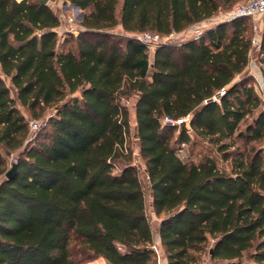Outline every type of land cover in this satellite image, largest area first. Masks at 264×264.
Listing matches in <instances>:
<instances>
[{
    "label": "trees",
    "instance_id": "1",
    "mask_svg": "<svg viewBox=\"0 0 264 264\" xmlns=\"http://www.w3.org/2000/svg\"><path fill=\"white\" fill-rule=\"evenodd\" d=\"M67 1L88 13L61 48L48 3L0 0V264H157V234L165 264H201L203 254L264 264V152L236 148L264 140L247 71L253 21L216 24L152 55L137 39L185 33L239 0ZM222 89L220 104L206 103ZM48 110L31 139L26 112L39 121ZM186 116L190 130L162 125ZM132 120L157 233L132 164ZM194 136L230 170L213 155L184 159Z\"/></svg>",
    "mask_w": 264,
    "mask_h": 264
},
{
    "label": "rangeland",
    "instance_id": "2",
    "mask_svg": "<svg viewBox=\"0 0 264 264\" xmlns=\"http://www.w3.org/2000/svg\"><path fill=\"white\" fill-rule=\"evenodd\" d=\"M245 1H248V0H239L238 2L234 3L230 7L221 8V10L218 12L217 16L224 14L225 12L230 10V8L233 7L234 5H236L237 3H241V2H245ZM47 3L50 5V7L54 11V13L59 17L60 22H61V27L58 29L60 42H61L60 47L61 48L70 47L71 44H68V45L64 44L65 40H67V38H69V34H73L76 36V35H78V33L81 30H83V26L81 25V22L83 20V16L85 14H87L88 11H82L81 9L72 5L67 0H53V1H48ZM248 24H250V23L248 22ZM261 29H262L261 30V36H264V19H263V24H262ZM110 33L123 34V30L121 29V27H118V28H115L114 30L110 31ZM193 37H195L194 34H187L186 33V34H183V36H181L179 39H174L171 42V44H179V43L184 42L186 40L192 39ZM151 55H152V51H151ZM262 74L264 77V72ZM255 83H256V81H255ZM260 98L262 99V103H263L262 110H264V98L261 96H260ZM51 114H52V110H48L46 112V114L41 119H39V122L42 123V126L38 131L30 132L31 139H35L38 136V134H39L38 132H40L42 130L44 124L48 121ZM25 116H26L27 120L35 119L28 112H26ZM134 122L135 121L132 120V130H131V136H130L131 138L129 140V145H130V148L132 151V158H133L132 164L139 171L141 183L143 184L145 192L147 194V206L149 209V214L151 217L153 228H154L155 233H157V227H158V223L160 221V218L156 217L154 215V213H152L151 208H150L151 198L149 197V186H148L147 178L144 174V162L139 155V145H138L136 138L134 137V131H135V128H134L135 123ZM251 122H252V118L250 117L249 119H247V124H250ZM242 128L244 129L245 126H242ZM251 147H254L256 149H261L264 152V140L261 142H256V143L249 144V145H246V142H244V141H238L237 145H236V148L237 149L240 148L239 149L240 151L244 150L245 148L249 149ZM0 150L2 153H4V151L1 148H0ZM216 150L217 149L214 145H212L208 142L202 141L201 139L194 136L192 139V142L186 145V147L184 149V156H182V157L184 159H191L193 162L198 163L205 156L213 155L217 159L220 168L229 171L231 168V163L229 161L228 162L223 161L222 155L218 154V152ZM17 154L18 153H14L13 155L10 156V158H9V156L7 157L8 165H10V162L13 160V158L17 157ZM118 168L122 169V165L119 164ZM244 262L247 264H254L253 262L250 261V259L248 257L245 258ZM83 264H108V263L103 258H95V259L87 261ZM201 264H211L210 257L208 254L202 255Z\"/></svg>",
    "mask_w": 264,
    "mask_h": 264
},
{
    "label": "built area",
    "instance_id": "3",
    "mask_svg": "<svg viewBox=\"0 0 264 264\" xmlns=\"http://www.w3.org/2000/svg\"><path fill=\"white\" fill-rule=\"evenodd\" d=\"M239 18H249L253 21V29H254V37L252 39V45L250 49V61L247 67V71L252 74L256 78V90L258 94L264 98V50L262 49V36H261V28L264 19V0H248L245 2L237 3L233 6L229 11L224 14L218 15L210 20H207L203 23L197 24L190 29H188L185 33L182 34H172L170 36L161 37L159 35H154L150 33H145L137 36V39L146 44L150 51L153 50L160 44L171 43L174 39H179L183 34H194L195 37H198L203 31L208 28L223 22H229ZM254 70H258L257 73ZM226 91L224 89L217 92L211 99L206 101V103H221V99L225 96ZM129 105L130 102H127ZM190 116L182 117V118H171L166 117L162 121V125L166 127H175L178 128L179 132L181 131L182 126H185L188 130H190ZM28 125L30 128V132L38 131L42 123L37 120H28ZM184 147V146H183ZM181 156H184V149H180L179 151ZM16 158L10 162L9 168L16 163ZM155 251L157 253V264H165L164 258L162 256L161 250L155 246Z\"/></svg>",
    "mask_w": 264,
    "mask_h": 264
},
{
    "label": "water",
    "instance_id": "4",
    "mask_svg": "<svg viewBox=\"0 0 264 264\" xmlns=\"http://www.w3.org/2000/svg\"><path fill=\"white\" fill-rule=\"evenodd\" d=\"M18 1H23V0H18ZM43 4H47V2L49 0H40ZM77 7V6H75ZM79 8V7H77ZM134 137L137 138L138 137V133H137V130L135 129V134H134ZM17 175V164L14 163L11 168L6 172L5 174V177L9 180H12L15 178V176Z\"/></svg>",
    "mask_w": 264,
    "mask_h": 264
},
{
    "label": "crops",
    "instance_id": "5",
    "mask_svg": "<svg viewBox=\"0 0 264 264\" xmlns=\"http://www.w3.org/2000/svg\"><path fill=\"white\" fill-rule=\"evenodd\" d=\"M254 72L257 73L258 70H254ZM155 243H156V246L160 249V241H159V236H158V234L156 235V241H155Z\"/></svg>",
    "mask_w": 264,
    "mask_h": 264
}]
</instances>
